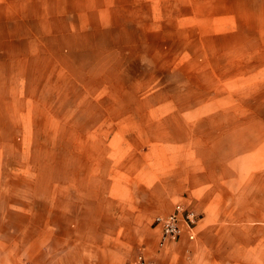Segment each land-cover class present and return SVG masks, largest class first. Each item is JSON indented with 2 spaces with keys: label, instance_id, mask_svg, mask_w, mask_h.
<instances>
[{
  "label": "crops",
  "instance_id": "1",
  "mask_svg": "<svg viewBox=\"0 0 264 264\" xmlns=\"http://www.w3.org/2000/svg\"><path fill=\"white\" fill-rule=\"evenodd\" d=\"M5 14H18L15 23L30 27L20 36L0 32V102L13 85L11 73L28 71L37 60L35 49L18 47H34L40 28L46 37L65 23L73 30L60 40L85 39L78 25L104 18L113 43L104 56L119 48L127 56L205 55L212 69L204 72V86L173 97L186 111L145 113L138 133L149 143L136 149L141 164L107 170L119 179L105 176L101 187L97 151L84 173L67 177L59 190L28 194L18 204L0 196V264H133L140 253L149 264H264V64L230 78L224 69L228 56L248 53L247 45L228 47V39L264 40V0H0V25ZM157 37L191 42L162 48ZM194 40L211 42L200 49ZM84 54L60 56L78 63ZM189 63L201 67L194 57ZM177 203L199 214L196 238L184 234L161 247L155 217L172 213Z\"/></svg>",
  "mask_w": 264,
  "mask_h": 264
},
{
  "label": "rangeland",
  "instance_id": "2",
  "mask_svg": "<svg viewBox=\"0 0 264 264\" xmlns=\"http://www.w3.org/2000/svg\"><path fill=\"white\" fill-rule=\"evenodd\" d=\"M9 16L4 15L0 32L9 37L28 34L30 25L15 23L18 14ZM19 17L21 19L22 15ZM100 23L78 25L85 39L78 34L60 40L59 35L73 30L66 23L53 25L56 32L46 37L40 28L34 47L31 44L18 47L25 53L35 49L37 60L28 71L22 68L11 73L13 85L5 89L4 102H0V196H11L12 204L28 201L31 193L59 190L67 177L79 171L84 173L85 165L89 164L87 160H91L93 154L95 158L97 151L101 187L105 176L119 179L114 174L109 177L107 170L141 164L139 155L142 152L136 149L140 143H149L147 136L138 133V123L148 120L145 113L177 112L180 108L186 111V103L183 107L176 105L173 97H187L189 91L193 92L194 84L198 88L209 79L203 77L205 71L212 69L205 66V55L141 57L129 54V50L127 56L122 53L124 48H119L116 54L111 50L104 56L113 43L108 40V32L103 30L109 25L104 23V18ZM121 35L124 40V33ZM147 38L157 40L151 34ZM157 38L162 48H170L177 42L181 46L185 42L187 48L191 42ZM83 40L94 48H84ZM210 42L194 40L192 44L202 49ZM226 42L228 47L240 44L241 49L247 45L244 49L248 50V53L226 58L224 69L229 78L238 70L252 71V66L264 64V40L228 39ZM68 50L86 54L80 62L70 63L60 56ZM193 57L200 61L201 67L189 63ZM179 70L185 71L186 76ZM195 73L203 78L195 77ZM228 86L234 91L236 84L228 83ZM246 89L244 95L251 96L252 87L247 92ZM132 196L139 194L133 191ZM5 218L17 220L12 215H5Z\"/></svg>",
  "mask_w": 264,
  "mask_h": 264
},
{
  "label": "built area",
  "instance_id": "3",
  "mask_svg": "<svg viewBox=\"0 0 264 264\" xmlns=\"http://www.w3.org/2000/svg\"><path fill=\"white\" fill-rule=\"evenodd\" d=\"M199 220V214L193 208L183 203H177L174 211L168 215L156 216L154 223L162 226L160 246L163 247L177 242L184 234H187L190 240H194ZM135 264H149L144 253L138 255Z\"/></svg>",
  "mask_w": 264,
  "mask_h": 264
}]
</instances>
